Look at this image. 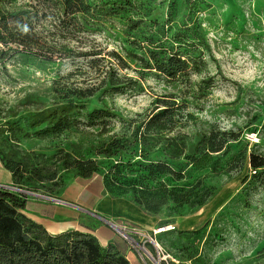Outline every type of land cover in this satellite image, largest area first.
Returning <instances> with one entry per match:
<instances>
[{"label":"rangeland","instance_id":"rangeland-1","mask_svg":"<svg viewBox=\"0 0 264 264\" xmlns=\"http://www.w3.org/2000/svg\"><path fill=\"white\" fill-rule=\"evenodd\" d=\"M85 3L86 13L65 15L55 0H0L11 28L35 33L56 51L47 62L11 41L0 53V159L44 177L24 173L20 189L75 199L134 228L125 239L75 208L77 219L67 223L82 232L107 227L113 238L103 246L115 244L129 264H155L141 249L158 260L150 238L168 264H264V170L254 175L249 162L264 156V0ZM168 56L186 63L175 77L144 68ZM59 120L64 129L40 133ZM209 137L227 142L205 154ZM89 159L97 170L83 178L75 165ZM128 160L137 172L112 181L110 166L127 169ZM6 178L0 166V182ZM135 178L141 186L127 185ZM150 198L164 202L158 211L141 205Z\"/></svg>","mask_w":264,"mask_h":264},{"label":"trees","instance_id":"trees-1","mask_svg":"<svg viewBox=\"0 0 264 264\" xmlns=\"http://www.w3.org/2000/svg\"><path fill=\"white\" fill-rule=\"evenodd\" d=\"M65 15H74L77 13H86L88 11L85 0H55ZM4 24L0 27V53H3L9 47L8 42H15L17 46L27 47L29 51L44 61L51 62L53 60V52L51 47L41 42L39 37L33 32L24 31L22 28H11L6 21L4 13L0 12V23ZM154 56V55H152ZM155 58V57H153ZM144 68H155L167 77L173 78L178 72L185 69L186 63L180 58L174 56L164 57L154 67L144 63ZM114 80H118L116 77ZM113 90H118L113 87ZM82 95H92V90H84L80 92ZM99 110L92 111L89 116L97 118ZM164 113V109L158 110L152 114L144 123L143 131L140 137H145L159 121ZM43 123L40 121L35 125ZM62 120L57 121L51 128L42 130L40 133L48 131L58 132L65 128ZM34 126V125H32ZM158 129L162 125L157 126ZM227 139H221L217 142L213 137H209L202 147L205 154L217 153L221 151ZM112 145H109L105 151ZM109 156H112L111 154ZM2 166L11 173L13 185L22 186V175L28 173L39 182L44 181V177L37 169H27L21 163L11 159L1 157ZM250 167L255 171L254 175L259 174L257 170H264V156L252 154L250 156ZM128 167L124 169L121 163L110 166L108 174L112 181L124 182L128 175H134L137 170L131 167L136 163L128 160ZM162 165V164H158ZM78 168L79 175L83 178H89L95 174L97 165L95 161L89 159L86 161H78L75 165ZM160 167V166H158ZM102 186L105 183L102 180ZM142 183L136 178L127 182L133 188L141 186ZM106 189V188H105ZM24 192H17L10 189L0 187V264H129L128 259L119 250L115 244L103 246L100 244L95 235L89 232L79 230H68L58 234H51L45 228L33 221L25 215L26 202L30 198ZM146 211L156 212L159 207L164 204L163 201H157L154 198L140 201Z\"/></svg>","mask_w":264,"mask_h":264},{"label":"crops","instance_id":"crops-1","mask_svg":"<svg viewBox=\"0 0 264 264\" xmlns=\"http://www.w3.org/2000/svg\"><path fill=\"white\" fill-rule=\"evenodd\" d=\"M0 166L3 170L7 171L2 166L1 162H0ZM7 173H8V178L4 179L3 180L4 182H0V185H5V186L13 185V179L11 173L9 171H7ZM33 196L41 197L37 195H33ZM30 198L32 199V202ZM30 198L26 202V209L24 213L27 217L37 222L38 224L42 225L47 232L51 234H58L68 230H78L77 226L67 224L69 219H73V220L77 219V215L75 214H78V212L74 210L75 207H72L70 205H66L69 206L68 208L59 205L54 206L53 203L46 204L44 201H41L38 198H34V197H30ZM56 199L79 206L78 203H76L75 199H71L67 197H62V198L56 197ZM30 203H32L31 208L29 206ZM106 228L107 227L92 228L88 230V232L95 235L101 245H106L113 238L111 236V233H109V231ZM120 251L128 259L126 252H123V250Z\"/></svg>","mask_w":264,"mask_h":264},{"label":"built area","instance_id":"built-area-1","mask_svg":"<svg viewBox=\"0 0 264 264\" xmlns=\"http://www.w3.org/2000/svg\"><path fill=\"white\" fill-rule=\"evenodd\" d=\"M4 188L10 189V190H13V191H17V192H24V193H26L22 189H20L18 187H14L12 185L11 186H8V187H4ZM111 224L113 225L111 227L113 229H115L118 233H120L122 236H124L125 239L132 240L131 237H130V235L132 233H136L137 232L134 228H131V227L127 226V225L117 226L116 224H113V223H111ZM160 231L161 230L155 231L154 234H157ZM150 243L153 245V248H154V251L156 253V257H157L158 260L157 261L154 260V258L152 257V254L150 253V251H148L144 247H141L144 257L147 260L152 259L155 264H160L162 261H164L166 264H168L167 255H165V253L163 252L162 248L152 238H150Z\"/></svg>","mask_w":264,"mask_h":264},{"label":"water","instance_id":"water-1","mask_svg":"<svg viewBox=\"0 0 264 264\" xmlns=\"http://www.w3.org/2000/svg\"><path fill=\"white\" fill-rule=\"evenodd\" d=\"M0 187H3V188H4V187H8V186L0 185ZM26 194L41 196V195H39V194H35V193H31V192H26ZM41 197H45V196H41ZM45 198H47V199H49V200H52V201H55V202H57V203H61V204H64V205H70V206H72V207H75V208H77V209H79V210H82V211H84V212H86V213H88V214H90V215H92V216H94V217L100 219L101 221L106 222L109 226H113V225L110 223V221H108V220H106V219H104V218L98 216L97 214H95V213H93V212H91V211L85 210V209H83V208H81V207H79V206H76V205H73V204H70V203L64 202V201H62V200L56 199V198H52V197H45Z\"/></svg>","mask_w":264,"mask_h":264},{"label":"bare ground","instance_id":"bare-ground-1","mask_svg":"<svg viewBox=\"0 0 264 264\" xmlns=\"http://www.w3.org/2000/svg\"><path fill=\"white\" fill-rule=\"evenodd\" d=\"M217 205V204H216ZM189 219V218H188ZM192 222V221H191ZM185 224V223H184ZM189 225V224H188Z\"/></svg>","mask_w":264,"mask_h":264}]
</instances>
